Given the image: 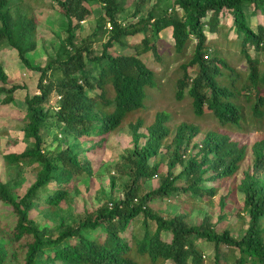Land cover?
<instances>
[{"label": "trees", "instance_id": "16d2710c", "mask_svg": "<svg viewBox=\"0 0 264 264\" xmlns=\"http://www.w3.org/2000/svg\"><path fill=\"white\" fill-rule=\"evenodd\" d=\"M31 1L54 5L67 21V36L54 58L42 67H31L26 56L36 48V19L22 0H0V45L13 49L19 62L39 75L37 94L26 95L23 101L28 117L24 136L32 141V148L6 156L11 163L38 164V178L19 199L0 182V224L7 233L0 237V264H201L196 246L200 240L214 246L216 264L222 246L231 264H264V183L245 184L242 205L248 220L239 239L228 230L217 233L209 220L195 227L180 216L164 219L150 207L156 200L214 197L218 188L202 189V177L208 175V182L226 181L245 161V147L228 132L242 130L248 122L264 126V69L259 60L264 56V0H175L171 14L157 16L151 11L127 27H121L117 20L125 11L121 1L97 0L100 20L78 46L73 31L90 17L86 4L94 0ZM132 1L138 11L148 0ZM226 15L231 17L230 26L224 22ZM257 15L261 22L253 24ZM106 25L110 36L96 54L89 42ZM166 29H171L175 55L182 56L190 48L179 66L175 99H186L197 119L211 118L220 131L203 135L193 146L195 156L185 160L184 146H190L200 132L183 124L171 138L165 127L168 116L157 115L147 128V144L134 147L126 158L129 183L124 185L121 198L86 213L81 222L64 227L55 238L47 235L46 230L37 228L30 213L37 206H58L66 200L69 186L90 177L93 170L91 161L83 153H75L72 146L56 155L42 153L44 125L53 120L65 141L96 137L104 142L132 115L143 113L148 91L156 89L155 73L139 55H112L110 49L113 44L122 45L124 38L138 37L139 53H151L159 60L156 40ZM212 37L238 51L246 73L226 62L212 46ZM56 73L60 77L55 80ZM22 89L8 85L0 63L3 101L11 102L13 94ZM141 126L137 120L136 127ZM168 141L173 147L169 170L156 189L143 192L147 181L161 176L159 167L148 161L160 155L159 148ZM253 155L257 174L264 170V140L254 145ZM177 165L181 171L174 176ZM137 221L143 226L140 235L131 226Z\"/></svg>", "mask_w": 264, "mask_h": 264}, {"label": "rangeland", "instance_id": "374dc122", "mask_svg": "<svg viewBox=\"0 0 264 264\" xmlns=\"http://www.w3.org/2000/svg\"><path fill=\"white\" fill-rule=\"evenodd\" d=\"M27 1L29 2V0H22L25 8H28L36 19L37 41L35 50L27 54L26 58L31 67H42L48 60L55 57L59 46L66 38L67 21L51 3H35L31 0L30 3H26ZM119 1L125 5L124 13L117 17L121 27L135 24L151 11H154L157 16H161L171 14L175 8V0H148L138 11L135 10L132 0ZM86 6L91 15L82 22L78 29L73 31L76 46L80 45L82 39L92 34L100 20L101 5L99 1H91ZM225 18V24L230 26L231 17L226 15ZM257 22H261L260 15L252 18L253 24ZM109 30V25H106L99 36L89 42L96 54H100L102 44L108 40ZM157 38L156 52L159 60L155 59L151 53L143 55L139 53L141 46L138 37L124 38L121 41L122 45L113 44L110 49L112 55H139L140 60L155 73L156 89L148 91L146 109L143 113L132 115L120 129L109 133L104 142H99L96 137L83 141L70 138L65 141L60 137L59 127L53 120L44 125L42 153L56 155L69 145L73 147L75 153H83L84 157L91 161L93 170L90 177L81 178L74 185L69 186L66 200L58 206H37L30 213L37 228L46 230L47 235L55 238L64 227L75 226L81 222L86 213L121 198L124 185L129 183L126 158L134 147L140 149L147 144V128L154 124L157 115L168 116L165 127L169 130L171 138L183 124L194 126L200 132L197 139L190 143V146H184L183 158L185 160L190 156H195L197 150L193 146L200 142L203 135L211 131H220V127L211 118L197 119L186 99L177 101L174 97L175 82L181 75L179 66L189 56L190 48L182 56L175 55L171 29L162 31ZM211 40H213L212 46L221 53L231 67H234L238 72L246 73V64L233 46H229L223 40H216L214 37ZM259 60L262 64L261 69H264V56H261ZM0 63L8 77V85H18L24 88L13 94V99L9 103H5L4 95H0V182L8 186L14 199H19L37 180L39 167L38 164L11 163L6 159V156L20 154L32 148V141L24 136L28 117L23 107V101L26 95L37 94L36 86L39 75L22 65L16 52L6 44L0 45ZM59 77L58 73L53 76L55 80ZM137 120L142 124L140 128L136 127ZM228 133L232 140L240 142L246 149L245 161L240 165L238 172L223 182H208V175H204L201 187L205 190L217 187L218 190L214 197L205 195L202 198L190 196L186 199L181 197L179 199L156 200L150 206L154 213L167 220L174 216H180L189 225L195 227L200 226L206 219L211 222L217 233L228 230L235 239L241 237L248 220L242 205L245 184L249 181H254L257 184L264 183V170H260L257 174L253 171V147L257 142L264 140V126L248 122V125L244 126L242 130L235 129ZM170 142H166V146L159 148L160 155L148 161L151 166L156 164L159 167L161 176L147 181L142 187L143 192L156 189L160 184V178L164 177L169 170L168 160L173 148ZM180 171L181 166H175L174 176ZM1 226L0 224V237H3L7 233ZM131 226L137 235L143 232L140 221ZM261 226L264 227V220L261 221ZM196 246L202 255L201 264H216L212 244L200 240L196 242ZM219 256L218 264H231L230 259L227 258L228 253L225 247L220 248Z\"/></svg>", "mask_w": 264, "mask_h": 264}]
</instances>
